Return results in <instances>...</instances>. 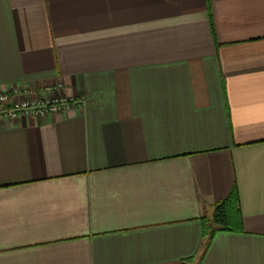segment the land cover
I'll return each instance as SVG.
<instances>
[{"label": "crops", "instance_id": "crops-1", "mask_svg": "<svg viewBox=\"0 0 264 264\" xmlns=\"http://www.w3.org/2000/svg\"><path fill=\"white\" fill-rule=\"evenodd\" d=\"M18 86L84 104L0 121V264H264V0H0Z\"/></svg>", "mask_w": 264, "mask_h": 264}, {"label": "built area", "instance_id": "built-area-1", "mask_svg": "<svg viewBox=\"0 0 264 264\" xmlns=\"http://www.w3.org/2000/svg\"><path fill=\"white\" fill-rule=\"evenodd\" d=\"M60 90L59 86L39 89L18 86L0 91V121H15L20 116L46 118L65 115L84 104L83 100L62 95Z\"/></svg>", "mask_w": 264, "mask_h": 264}, {"label": "trees", "instance_id": "trees-1", "mask_svg": "<svg viewBox=\"0 0 264 264\" xmlns=\"http://www.w3.org/2000/svg\"><path fill=\"white\" fill-rule=\"evenodd\" d=\"M204 238L206 239L205 250L218 232L242 233V215L239 210V196L236 187L230 195L220 201L214 208L211 219L202 220Z\"/></svg>", "mask_w": 264, "mask_h": 264}]
</instances>
